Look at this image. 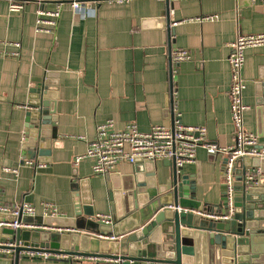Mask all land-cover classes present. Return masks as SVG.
<instances>
[{
  "label": "crops",
  "instance_id": "0c3cea01",
  "mask_svg": "<svg viewBox=\"0 0 264 264\" xmlns=\"http://www.w3.org/2000/svg\"><path fill=\"white\" fill-rule=\"evenodd\" d=\"M10 1L0 0V204L28 202L37 216H44L43 204L49 202L59 216L71 217L77 196L95 216L112 214L108 179L93 173L91 158L76 163V156L87 151L97 126L108 120L116 130L131 123L142 132L173 125L168 106L172 51L185 49L191 54L174 70V112L184 124L206 126L209 143L234 144L228 44L238 34L264 32V0H171L174 34L169 43L160 20L164 0H92L89 5L97 10L86 15L66 2L51 32L36 30L37 11L46 9L41 0H25L19 12L10 11ZM56 6L51 2L47 8ZM213 14L216 20H187ZM245 56L243 98L250 106L245 124L257 133L258 99L264 97V87L259 88L264 84V46L247 48ZM41 82H48V92L57 94L58 137L48 162L24 158L21 152L25 113L32 108L30 89ZM224 159L201 147L196 161L183 167L182 174L196 183V200L204 205L220 202ZM136 166L143 182L153 173L157 183L164 184L171 174L167 160H156L152 168L145 162H123L112 173L123 183ZM5 168H17L18 175ZM88 193L91 203L83 202ZM19 264H111V260L81 255L43 259L21 253Z\"/></svg>",
  "mask_w": 264,
  "mask_h": 264
},
{
  "label": "water",
  "instance_id": "95a60500",
  "mask_svg": "<svg viewBox=\"0 0 264 264\" xmlns=\"http://www.w3.org/2000/svg\"><path fill=\"white\" fill-rule=\"evenodd\" d=\"M49 3H66L70 0H41ZM165 1L161 14V27L168 43L174 34L170 10L171 0ZM178 63L174 66L176 67ZM48 82L34 84L25 113V137L21 152L41 162H48L50 151L58 137L55 100L57 94L48 92ZM264 84L259 88L263 89ZM259 94L263 92L259 90ZM257 135L263 138L257 148L264 150V97L258 99ZM168 106L173 108L171 93ZM173 118V110H172ZM214 155V154H212ZM151 168L154 160L137 159ZM171 166V174L164 184H158L155 175L143 182L136 171L118 179L117 173H109V200L114 222L106 225L93 219L95 211L82 207L76 196L74 216H15L0 214V221H36L57 228L74 229V232L21 230L0 227V264H19L21 253L26 250L100 257L111 264H264V157H243L236 162L233 187L234 209L227 220H213L197 212H217L228 215L227 186L219 204L207 206L196 200V183L182 170ZM226 159H224V165ZM260 169L258 172L257 170ZM249 174L253 178L247 180ZM84 183V182H83ZM83 202L91 203L88 193ZM174 206L176 208H170ZM188 211L178 210L177 207ZM197 211V212H194ZM86 229L90 231L81 232ZM92 233V234H89ZM98 233L118 236L116 240L102 239Z\"/></svg>",
  "mask_w": 264,
  "mask_h": 264
},
{
  "label": "built area",
  "instance_id": "2783aa9c",
  "mask_svg": "<svg viewBox=\"0 0 264 264\" xmlns=\"http://www.w3.org/2000/svg\"><path fill=\"white\" fill-rule=\"evenodd\" d=\"M123 2L124 0H108ZM25 0H11L10 11L19 12L25 6ZM73 8L83 15L95 14L96 8L89 5L92 0H70ZM62 4L56 3V8L49 10L48 8H39L36 19V30L42 32H51L52 27L56 26L58 18L62 11ZM174 11L170 10V15ZM218 16L206 15L197 18H188L187 20H216ZM176 23L175 21L173 22ZM172 26V25H171ZM17 45H19L17 43ZM232 49L229 61L231 65V84L229 90L230 96V112L234 125V144L231 146H220L211 144L207 141V128L204 125H188L180 120V116L175 111V91H174V70L175 64L180 61L191 58L188 50L180 49L172 51L169 58L170 84L169 94L173 101V125H155L151 130L142 132L138 129L136 123L129 124L122 130L114 129L113 120H108L97 126L96 136L89 142L87 151L84 154L76 156V163L84 158L93 160L92 170L94 174L107 176L114 171L117 166L123 162L135 163L139 158L149 160H169L172 165L177 168H183L185 164L195 162L197 159V151L203 147L209 154H222L226 163L223 169L224 183L227 186L228 205L230 213L222 215L217 212H197L200 215L213 220H227L231 217L234 209L233 187L235 182L236 162L243 157H264V150L257 148L260 138L256 132L249 130L245 124V112L250 106L244 102V91L247 87L243 77V69L245 66V51L249 47L264 46V32L255 34H238L234 41L228 44ZM13 55H18L15 52ZM25 163L34 165L32 160H26ZM6 171H12L18 175L17 168H5ZM258 172L260 169L257 170ZM253 178L249 174L247 180ZM44 216H59L58 209L53 203L46 202L43 204ZM170 208H176L171 206ZM178 210L188 211L187 208L177 207ZM0 214H13L15 216H37L36 208L28 203L0 204ZM99 223L112 225L114 222L112 214H96L94 217ZM0 227H10L21 230H44L50 226L36 221L26 222L15 220L13 222L0 221ZM57 231L74 232L76 230L69 228H56ZM97 236L102 239L116 240L119 237L109 233H98ZM1 243V242H0ZM3 250H0V252ZM25 255L32 258H58L61 259L64 254H56L40 249H31L23 251ZM69 256V255H67Z\"/></svg>",
  "mask_w": 264,
  "mask_h": 264
}]
</instances>
